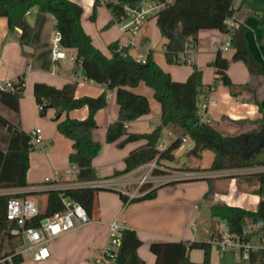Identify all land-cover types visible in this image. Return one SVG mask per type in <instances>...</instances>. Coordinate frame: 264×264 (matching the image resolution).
<instances>
[{"label":"crops","instance_id":"1","mask_svg":"<svg viewBox=\"0 0 264 264\" xmlns=\"http://www.w3.org/2000/svg\"><path fill=\"white\" fill-rule=\"evenodd\" d=\"M72 1L81 5L82 26L90 35L93 44L105 55H112L109 45L115 41L119 43V51L126 47L128 53L138 61L146 59L152 52L156 62L177 81H185L195 64L203 74L199 102L205 106L201 107L200 111L206 119L217 122L221 131L229 134L239 133L251 128L253 126L251 122L262 117L264 74H252L243 60L235 59L233 45L227 50L219 48L226 40L225 33L220 29L199 30L196 47L180 54L182 58L186 57L190 64L168 63L164 53L167 39L159 30L156 17L162 4L147 0V6L157 7L148 12L136 32H131L123 29L120 22L109 24L112 13L105 2L101 1L95 10V0ZM234 6V20L245 26L247 46L264 72V0H236ZM26 19L33 27L29 41L21 40V27L11 28L7 17L0 16V83L21 75L25 77L19 113L7 107L1 100L0 113L26 131L32 132L39 127L43 139L39 144L40 151L30 153L27 173L29 185L0 188V192H38L71 183L77 184L76 186L97 185L109 189L98 191L90 223L53 239L49 243V256L45 259L36 261L31 255L25 254L24 260L18 264H90L99 249L106 245L108 223L114 219H117L123 228L130 227L136 230L142 240L137 248V254L145 264H156V254L150 248L153 241H210L213 238L214 229L224 221L212 215L213 205L227 204L253 210L258 208L260 201V195L257 193L258 180L256 177L246 175L264 170V165L216 170L196 165L190 169L179 170L166 165L163 160L156 159L158 167L150 171V178L141 189H137L138 181L148 170L142 175L136 173L146 163L127 173L115 174V171L125 167V157L130 151L146 143L144 138L127 142L124 146H118L117 141H106L107 128L119 114L117 88L109 89L106 85L83 75L81 69L84 67L76 60V51L73 48H65L66 57L53 60L51 38L57 28L53 13L34 6L27 11ZM218 51L228 60L227 73L231 80L248 85L238 96L233 95L229 87L217 78L214 61ZM73 81L77 82L76 96H97L107 91V105L97 111L95 115L97 126L92 131L94 139L101 142L102 148L93 159L98 178L91 181L76 180L70 173L71 163L68 156L73 149L72 140L59 132L58 121L54 119V108L49 107L45 115L39 113V105L34 95L36 82L61 87ZM214 83V88L207 94L208 87ZM124 87L145 96L150 106L148 112L126 122L127 131L151 132L160 123L161 115V104L154 96V89L144 81H140L136 86ZM87 114L88 107L83 106L63 113L60 120L65 119L67 115L83 119ZM164 137L167 140H164ZM174 139L175 134L164 129L160 138L163 145L161 149L167 147ZM184 143L182 142L174 153L178 152ZM5 146L6 143L2 148ZM155 169L160 171L154 172ZM46 176L53 181L45 182ZM155 187L157 192L154 197L135 199ZM117 190L128 196L126 202ZM132 192L136 195L131 198ZM36 195L29 196L35 198ZM250 243L254 248L260 247L262 243L259 234L252 235ZM228 253L238 256L234 250L222 251L212 243L209 264H230ZM189 255L191 260L201 262L204 259V250L193 248ZM238 257L242 260L241 264L248 263V260Z\"/></svg>","mask_w":264,"mask_h":264},{"label":"trees","instance_id":"2","mask_svg":"<svg viewBox=\"0 0 264 264\" xmlns=\"http://www.w3.org/2000/svg\"><path fill=\"white\" fill-rule=\"evenodd\" d=\"M112 13L109 24L128 17V8H139L143 0H95L96 6L101 2ZM162 7L156 14L157 25L167 39L164 53L168 63L188 62L181 53L195 48L198 32L201 29L217 28L227 31L229 26L225 19L235 14L236 0H156ZM38 6L42 11H49L56 17V27L62 34V46L76 51V60L80 61L88 79L106 85L109 89L117 88V101L120 109L116 120L112 121L106 132V141H117L118 146L127 142L146 139V143L133 149L125 157V167L115 174L127 173L153 159L173 160L175 150L181 146L182 138L188 137L193 145L190 153L201 158L205 150H212L214 157L210 169L244 168L264 165V110L262 117L252 121L253 126L236 134H229L219 129L215 121L203 122L199 108V94L202 92L203 74L193 64V70L185 81H177L164 70L150 52L145 62L136 60L119 43L112 42L109 48L111 56L105 55L97 48L81 23L82 7L72 0H0V16H6L11 28H22L21 40L29 41L33 27L26 19V13ZM94 10V13H95ZM245 26L239 24L234 30L232 45L235 47L234 58L243 60L252 74H264L260 63L254 58L247 46L244 35ZM218 77L227 85L231 93L238 96L247 84L235 83L227 73L228 60L220 51L214 61ZM14 83L15 89L0 88V100L17 114L20 111V99L23 96L25 77L19 76ZM144 81L154 89V96L161 104L160 123L148 133L128 132L126 122L149 111L147 98L127 90L124 86H136ZM214 85L208 87V94ZM77 82H67L61 87L46 83L34 84V95L40 106L39 113L45 115L49 105L55 109L57 128L72 140V151L69 161L77 166L76 180L91 181L98 178L93 159L102 148L101 142L94 139L92 131L97 126L95 115L107 105V91L97 96H76ZM258 102V100L255 98ZM88 107V114L83 119L69 115L60 120L63 113L70 110ZM0 129L6 131V146L0 147V188L23 187L29 185L27 173L30 166V153L35 149L31 132L11 122L0 113ZM164 129L171 130L175 139L164 149L159 142ZM124 136V138H122ZM160 171L155 169L154 172ZM258 180L257 193L260 195L256 210L235 205L215 204L211 207L213 216L226 221L228 230L244 241H250L252 235L259 234L261 246L250 250L247 264H264V224L254 232H245L244 228L251 223L264 220V170L248 174ZM102 186L79 185L69 187H52L44 191H24L0 193V264H18L24 260L18 252L23 240L9 233L8 229L16 225L7 219V203L16 196L45 194L46 204L39 213L26 219L25 227L38 226L43 218L65 209L64 198L68 197L82 203L90 217L93 216L94 204ZM123 201L128 196L117 190ZM157 187L150 189L139 198H152ZM142 240L135 229L125 227L121 230V244L114 264H145L137 254ZM151 250L156 254V264H209L211 260V241L177 240L153 241ZM193 248L204 250L201 262L191 260L189 252ZM4 260H1L3 259ZM224 264V263H219Z\"/></svg>","mask_w":264,"mask_h":264},{"label":"built area","instance_id":"3","mask_svg":"<svg viewBox=\"0 0 264 264\" xmlns=\"http://www.w3.org/2000/svg\"><path fill=\"white\" fill-rule=\"evenodd\" d=\"M157 2L156 0H154ZM147 0H143L139 8H128V17L120 20L123 29L131 32H136L142 20L146 17L151 9H155L157 5L152 7L146 5ZM159 3V2H158ZM161 4V3H160ZM235 15V14H234ZM234 15L225 19L226 24L229 26L227 31H224L226 40L220 45L221 50H227L232 45V38L234 30L239 26V23L234 20ZM62 34L56 28L52 34V58L54 61L60 58L66 57L67 53L61 43ZM140 61V60H139ZM145 62L146 59H141ZM18 82V79H11L0 83V88L3 90L15 89L14 83ZM199 108L204 107L205 104L199 102ZM40 108V106H39ZM201 120L203 122H209L210 119H206L202 115ZM34 144H40L42 142L41 129L39 127L33 129L31 132ZM183 142H187L189 146L193 145L192 140L188 137L182 138ZM161 142H159V148H162ZM148 166V172L142 175L138 181L137 189H141L144 184L150 178V171L153 168L158 167L156 159H153L145 164ZM70 173L74 176L77 173V166L71 164ZM53 180L49 177H45V182L51 183ZM77 184L71 183L63 187L76 186ZM97 186V185H94ZM2 193V192H0ZM135 192L130 193V197H134ZM65 209L57 212L53 215L45 217L41 220L38 226L25 227L26 219L34 217L39 213V206L35 198L31 196H16L9 199L7 203V219L15 222L16 225L11 226L8 231L14 236L22 238V248L18 252L22 255L29 254L36 261L45 259L49 256V243L58 236L71 231L77 227L86 225L92 221L85 206L79 201L71 198H64ZM264 224V220H259L255 223L248 224L245 228V232L257 231ZM108 241L106 245L99 249L97 256L92 260L90 264H114L117 256L119 246L121 244V230L123 226L117 219H114L108 223ZM213 238L211 243L217 245L222 251L227 249L234 250V253L240 256L244 260L249 259L250 250L253 249V245L250 241H244L239 236L231 233L228 230L227 223L224 220L213 231ZM4 260V259H3Z\"/></svg>","mask_w":264,"mask_h":264},{"label":"rangeland","instance_id":"4","mask_svg":"<svg viewBox=\"0 0 264 264\" xmlns=\"http://www.w3.org/2000/svg\"><path fill=\"white\" fill-rule=\"evenodd\" d=\"M160 30V29H159ZM182 64H190L189 62H182ZM164 140H167L164 137ZM6 143V131L0 129V147H3V145ZM190 147L187 142L184 143L183 147L175 153V158L173 160H167L163 159V162L174 168H178L179 170L184 169H190L193 168V166H201L202 168H209L212 162V159L214 157V153L212 150H206L203 154L202 159H196L191 153H190ZM37 148V149H36ZM40 151L39 144H35V149L32 151ZM148 170V166H144L140 170L137 171V175H142ZM35 199L38 203V206L40 209H43L46 204V197L45 195L37 194L35 196ZM23 245H20L18 247V250H21ZM230 252V251H229ZM229 254V262L230 264H241L242 260L238 256H234L231 253ZM4 259V258H3ZM1 259V260H3Z\"/></svg>","mask_w":264,"mask_h":264},{"label":"water","instance_id":"5","mask_svg":"<svg viewBox=\"0 0 264 264\" xmlns=\"http://www.w3.org/2000/svg\"><path fill=\"white\" fill-rule=\"evenodd\" d=\"M81 73H82L83 75H86V71H85L84 68L81 69ZM49 107H51V106L49 105ZM6 264H9V261H6Z\"/></svg>","mask_w":264,"mask_h":264}]
</instances>
